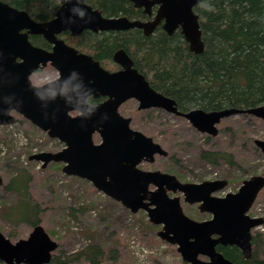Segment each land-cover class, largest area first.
Instances as JSON below:
<instances>
[{
	"label": "water",
	"instance_id": "1",
	"mask_svg": "<svg viewBox=\"0 0 264 264\" xmlns=\"http://www.w3.org/2000/svg\"><path fill=\"white\" fill-rule=\"evenodd\" d=\"M128 1L133 7L141 8L143 14L152 15V19L104 17L85 2L81 6L87 8L89 17L76 18L75 24L66 25L62 19L69 15L71 5L59 0L53 17L37 22L26 11L0 1V125L14 124L13 114H17L49 138L63 143L60 151L40 152L29 159L41 162L42 167L50 162L62 163L63 174L89 181L95 190L119 202L133 214L145 211L151 224L161 225L157 236L175 245L183 262L246 264L230 261L216 250V246H235L244 259L251 257V230L261 224L262 219L250 218L246 213L264 187V176L254 175L243 180L236 192L215 197L214 194L227 185L226 180L181 183L174 175L142 170L139 168L141 163H153L155 155L167 156V152L151 137L132 129L131 118L121 115L119 107L128 100H135L137 110L161 109L184 118L200 133L216 136L217 125L226 117L249 114L264 120V105L213 111L194 108L182 112L173 99L151 87L123 50L112 56L119 68L109 71L92 55L78 51L58 37L64 32L78 36L84 31L130 29L149 35L161 23L166 35L179 30L190 52L203 51L200 18L194 11L197 0ZM29 35L41 36L50 45V50L32 45ZM46 65L53 67L57 76H67L75 69L85 84L96 90L97 99L103 100L93 117L82 123L79 117L68 113L63 100L47 98L45 89L49 85L32 84L30 76ZM36 92L45 98L39 99ZM104 112L108 113L109 119L101 125L99 118ZM94 135L99 137L98 143L93 141ZM253 143L264 157V141L254 140ZM2 184L0 176V186ZM149 186L154 189L149 190ZM168 192L181 193L186 203H198L199 211L210 214V219L199 222L187 217L179 197H169ZM57 247V242L41 225L34 226L26 239L15 242L0 232V261L4 264H48Z\"/></svg>",
	"mask_w": 264,
	"mask_h": 264
},
{
	"label": "rangeland",
	"instance_id": "2",
	"mask_svg": "<svg viewBox=\"0 0 264 264\" xmlns=\"http://www.w3.org/2000/svg\"><path fill=\"white\" fill-rule=\"evenodd\" d=\"M115 69L114 65L112 70ZM56 76L57 71L47 65L33 75L32 83L42 85ZM119 112L131 118L132 129L151 137L167 152V156H156L153 163L141 164L145 171L170 173L190 183L226 180L227 185L217 193L220 195L236 192L243 180L264 171L263 157L253 143L254 140L264 141L263 119L249 114L232 115L219 122L216 136H208L198 132L184 118L163 110L138 111L135 100L125 102ZM14 116V124L0 126V176L3 180L0 232L5 237L11 242L26 239L32 229L27 221L10 220L15 217L12 213L18 195L6 185L18 171H23L28 178V195L38 205V225L58 244L48 264H91L78 256L88 245H96L103 252L98 264H187L175 245L157 236L161 226L151 224L145 211L133 214L95 190L89 181L63 174L62 163L50 162L42 167L41 162L30 160L34 154L54 153L64 145L20 115ZM99 140L94 135L93 141L98 143ZM202 150L227 153L233 163L204 161L199 156ZM263 199L264 191H261L255 200L254 212L262 207ZM183 206L188 214L196 216L186 203ZM253 252L259 260L264 258L263 239L257 242ZM0 264L4 263L0 261Z\"/></svg>",
	"mask_w": 264,
	"mask_h": 264
},
{
	"label": "trees",
	"instance_id": "3",
	"mask_svg": "<svg viewBox=\"0 0 264 264\" xmlns=\"http://www.w3.org/2000/svg\"><path fill=\"white\" fill-rule=\"evenodd\" d=\"M26 11L37 22L50 20L59 0H0ZM104 17H126L129 20L145 16L128 0H85ZM214 10L194 8L199 15L204 44L201 53L189 51L179 31L171 35L158 26L152 34L130 29L116 32H82L78 37L63 33L60 38L80 52H87L102 67L112 70L113 54L123 50L157 92L173 99L177 109L186 112L225 108L247 109L264 105V0H211ZM32 45L49 49L41 36H29ZM111 66H113L111 68ZM202 160L233 163L229 154L202 150ZM27 176L18 171L6 188L18 195L15 223L27 221L38 225L36 205L27 192ZM8 219V218H7ZM232 262L241 258L237 248H216ZM103 252L95 246L82 248L78 256L98 264ZM258 260L251 258L249 264ZM264 263V261H263Z\"/></svg>",
	"mask_w": 264,
	"mask_h": 264
},
{
	"label": "clouds",
	"instance_id": "4",
	"mask_svg": "<svg viewBox=\"0 0 264 264\" xmlns=\"http://www.w3.org/2000/svg\"><path fill=\"white\" fill-rule=\"evenodd\" d=\"M64 3L70 4L69 15L62 19V23L66 25H72L76 23V18L85 19L89 17V13L86 7L81 5L85 4V0H64ZM199 6L207 11L214 10V5L211 0H197ZM46 85H49L45 92L47 98L55 101L61 99L64 101L65 107L68 113L80 118L81 122L93 117L100 104L97 100L96 90L85 84L81 74L75 69L72 70L67 76H56L48 81ZM52 85H58V87H52ZM39 99H44L45 96L40 92L35 93ZM100 124L109 119L108 113L104 112L100 115Z\"/></svg>",
	"mask_w": 264,
	"mask_h": 264
},
{
	"label": "flooded vegetation",
	"instance_id": "5",
	"mask_svg": "<svg viewBox=\"0 0 264 264\" xmlns=\"http://www.w3.org/2000/svg\"><path fill=\"white\" fill-rule=\"evenodd\" d=\"M135 8V7H134ZM135 9H137V10H140L141 12H142V9L140 8H135ZM154 10H155V7H153L152 8V12H154ZM143 13V12H142ZM144 16H145V18H143V19H139L140 21H150L151 19H152V15L151 16H147L146 14H143ZM31 17V16H30ZM134 20H138V19H134ZM160 27L161 28V23L160 24H158L156 27H155V29L157 28V27ZM154 29V30H155ZM176 31H179V30H176ZM175 31V32H176ZM64 33H67V32H64ZM93 33V32H92ZM98 33H100V32H98ZM180 33V32H179ZM61 34H63V33H61ZM60 34V35H61ZM69 34V33H68ZM60 35H58V37L60 38ZM30 36V35H29ZM31 36H35V35H31ZM37 36V35H36ZM79 36V35H78ZM78 36H74V37H78ZM182 36V35H181ZM184 40V39H183ZM187 44V43H186ZM188 47V46H187ZM43 49H45V48H43ZM46 50H50V48L49 49H46ZM87 54V53H86ZM90 55V54H89ZM113 61V60H112ZM113 63H114V65L116 66V69L115 70H117L119 67H118V65L113 61ZM47 66V65H46ZM45 68V67H44ZM39 70H37L34 74H32L31 76H30V79H31V82H32V77H33V75H35L37 72H38ZM109 71H113V70H109ZM33 84V83H32ZM34 85H36V84H34ZM98 100V102H100V101H102L103 99L102 98H99V99H97ZM124 104V103H123ZM122 104V105H123ZM121 105V106H122ZM120 108V107H119ZM151 109H154V108H151ZM161 110V109H160ZM138 111H141V110H138ZM131 124V123H130ZM131 126V125H130ZM260 151V150H259ZM261 153V152H260ZM262 155V154H261ZM156 156H158V155H155V157ZM263 157V156H262ZM154 160H155V158H154ZM263 161H264V157H263V159H262ZM145 163H147V162H143V163H141V164H145ZM141 164L139 165V168L140 169H142L141 168ZM142 170H144V169H142ZM164 173V172H163ZM167 174H170V173H167ZM172 175V174H171ZM255 175H261V176H264V171H263V173H257V174H255ZM175 176V175H174ZM252 176H254V175H252ZM251 176V177H252ZM176 177V176H175ZM176 179L179 181V182H181V183H186V182H183V181H181V180H179L177 177H176ZM228 183V182H227ZM154 189V187L153 186H149V190H153ZM261 191H264V187L259 191V193H261ZM218 192H216L214 195H215V197H223L226 193H224L223 195H220V194H217ZM259 193H258V195H259ZM217 194V195H216ZM257 195V196H258ZM168 196L169 197H175V196H177V197H179V203H180V206H181V208H182V211H183V213L187 216V217H189V218H191V219H193V220H195V221H205V220H208V219H210V217H211V215L210 214H208V213H206V212H200L199 211V209H198V206H199V204L198 203H194V204H189V203H186V202H184L183 201V196H182V194L181 193H179V192H177V193H171V192H168ZM256 199H257V197H256ZM255 199V200H256ZM255 200H254V202L252 203V205H251V207L249 208V210H248V212H247V215L250 217V218H252L251 216H250V213L251 212H254V208H253V206H254V203H255ZM186 203V206H188V208H191V209H193V212H196V216L194 217V214H192V215H190V214H188V212H187V209H185L184 208V206H183V204L184 203ZM261 205H262V207H260L259 209H260V213H261V215H260V217H256V218H260V219H262V223L260 224V225H262V230H260V231H258V229L256 228L257 226H259V225H257V226H255V227H253L252 228V230H251V234H252V239H251V247H252V252H251V257L249 258V259H244L243 258V256H242V254H241V252H240V250L238 249V251L240 252V255H241V258L239 259V260H237V261H235V263H246V264H249L250 263V260H251V258H256V260H258V262L257 263H255V264H264L263 263V261H264V258L262 259V260H259L257 257H256V255L254 254V252H253V248H254V246L257 244V242H262V239L264 240V199L262 200V202H261ZM203 214H206V215H208L207 217H205V218H202L201 216L203 215ZM201 217V218H200ZM159 226H161V225H159ZM214 238L216 237V236H213ZM231 247H235V246H229V245H225V246H223V245H217L216 246V248H231ZM236 248V247H235ZM205 259V258H204Z\"/></svg>",
	"mask_w": 264,
	"mask_h": 264
},
{
	"label": "built area",
	"instance_id": "6",
	"mask_svg": "<svg viewBox=\"0 0 264 264\" xmlns=\"http://www.w3.org/2000/svg\"><path fill=\"white\" fill-rule=\"evenodd\" d=\"M256 211H257V212H251V213H250V216H251L252 218L260 217V215H261V213H260V209L257 208ZM256 228H257L258 230H262V225H259V226H257Z\"/></svg>",
	"mask_w": 264,
	"mask_h": 264
}]
</instances>
